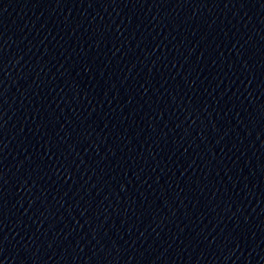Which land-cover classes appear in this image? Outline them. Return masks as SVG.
Returning a JSON list of instances; mask_svg holds the SVG:
<instances>
[{
  "label": "water",
  "instance_id": "water-1",
  "mask_svg": "<svg viewBox=\"0 0 264 264\" xmlns=\"http://www.w3.org/2000/svg\"><path fill=\"white\" fill-rule=\"evenodd\" d=\"M0 264H264V0H0Z\"/></svg>",
  "mask_w": 264,
  "mask_h": 264
}]
</instances>
